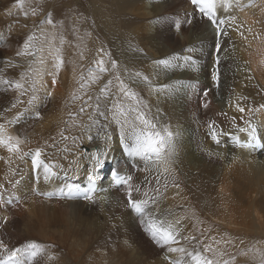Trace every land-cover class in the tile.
<instances>
[{
	"label": "bare ground",
	"instance_id": "1",
	"mask_svg": "<svg viewBox=\"0 0 264 264\" xmlns=\"http://www.w3.org/2000/svg\"><path fill=\"white\" fill-rule=\"evenodd\" d=\"M217 4L222 9L219 16L228 21L219 36L215 26L194 11L190 0H92L96 26L112 42L106 47L98 34L93 44L96 61L103 59L109 75L113 74L112 79L107 77L112 81L106 92L110 101L108 104L95 102L84 120L77 118L74 125L83 128L85 120L93 117L99 121L95 125L89 123L94 133L107 137L91 141L75 137L70 149L60 154L49 156L42 152L41 158L53 166L47 179L42 168L36 169V175L31 173V156L20 159L0 147V184L6 186L5 191L0 190V240L9 249L39 244L42 249L31 259V264H47V221L58 217L86 229H96L108 221L113 224L101 238L100 245L110 247L109 251L124 247L134 258L129 257L130 260L139 264H170V260L177 259L184 264L183 257L192 264L191 257L169 253L167 249L169 246L183 247L189 252L188 243L186 245L183 239L194 231L196 220L218 226L238 224V221L243 226H254L251 217L257 216V208L264 212V146L259 151L252 146L235 147L228 144L223 132L235 131L240 137L241 127L243 133L257 128L264 145V0H217ZM250 4L253 6L249 7ZM14 5V0H0V9L8 8L9 11ZM231 17H235L234 22ZM216 36L215 45L219 43V50L217 46L212 48ZM10 40H0V80L11 81L13 85L19 80L15 67L20 65L13 61L14 67L11 63L7 65L4 59L13 60L19 38ZM191 55L195 62H190ZM113 60L117 63L116 69L111 68ZM161 60H170V65L159 64ZM193 63L196 64L195 71L191 69ZM210 64L215 66L214 72L208 71ZM214 73L218 75V81L212 79ZM54 74L55 77L57 73ZM117 75L137 94L140 106L149 118L159 128L166 127L172 132L173 150L166 157V164L127 154L121 143L120 126L108 111L118 100L125 106L131 103L119 92V82L113 80ZM98 77L103 81V74ZM45 78L43 76L44 81L38 79L47 84L41 83L44 87L35 92L36 99L31 104L28 101L32 92L21 95L24 90L0 83V124L4 126L0 132L24 140L21 145L24 152L35 151L34 142L29 139L34 123L32 110L44 108L47 100L54 96L53 78L49 75ZM106 84L103 82L95 92L102 94L101 89ZM46 93L51 94L47 99ZM13 104L16 106L12 107ZM97 104L107 119L98 116ZM237 105L245 108V112L237 111ZM57 113L50 118L47 115V124L59 115ZM213 132L219 143L212 138ZM82 143L88 147L101 144L103 152L99 148V151H82L79 148ZM94 153L102 160L101 168L132 176L131 183L139 187L138 192L134 187L132 196L136 200L149 201L143 214L137 217L126 207V186L113 187L110 180L104 181L107 191L93 197L95 202L45 199L32 192L34 189L39 193L64 192L70 186L82 184L89 171H97ZM132 163L134 166H130ZM152 190V197L144 195ZM220 194L234 198L228 201L234 213L213 212V202ZM6 197L12 199L11 204L6 202ZM17 197L19 202L15 201ZM244 200L246 205H243ZM200 211L205 216H195ZM4 217L8 218L6 222ZM153 222L164 228L171 226L178 243L158 245L148 230Z\"/></svg>",
	"mask_w": 264,
	"mask_h": 264
},
{
	"label": "rangeland",
	"instance_id": "2",
	"mask_svg": "<svg viewBox=\"0 0 264 264\" xmlns=\"http://www.w3.org/2000/svg\"><path fill=\"white\" fill-rule=\"evenodd\" d=\"M14 3L15 5L12 10L8 11V8L0 9V40L5 41L7 39L12 40L13 38H19L17 52L22 50L20 48H22L23 42L30 34L35 33L43 40L40 33V22L46 20L48 14H50L53 24L49 25L44 23L42 27L45 33L55 36L54 47L60 48V55L63 59V65L57 72L53 66L54 60L48 55L47 46H45L43 54L45 58V73H43L46 76L43 74L42 78L37 79L43 80V76L45 78L48 77V75L49 78H54L55 72L58 76L57 74L55 76L56 83L53 89V98L47 100V105L45 107L43 106L44 108L32 110L33 115H31V119L34 123H32V127L30 128V142H34L35 149L40 148L44 154L53 156L54 154H60L70 149L75 137L79 139L82 137L89 140L88 136L91 135L93 137L92 140L95 138L106 139V134L94 133L92 130L89 123L95 120L93 117H91L90 120H85L86 124L83 128L74 125L77 123V118L84 120L90 112V107L93 109V104L95 102L100 101L108 104L110 101L106 92L102 94L95 92L97 87H102L103 82L107 83L109 81L107 77L110 71L97 73V75L103 74V81L97 79L93 83L89 78V69L94 70L96 67L95 50L93 47L94 38L100 34L103 40L102 42L106 47L112 45L108 35L107 38L103 36L101 34V29L96 26L92 0H23L22 3L21 0H14ZM33 9H35L36 15H32ZM25 13H27V16H25ZM4 29L5 31H3ZM97 31L99 33H97ZM61 38H63V44H61ZM217 41L218 36L214 38L212 48L217 46V44L215 45ZM16 51L14 52L13 60L6 57V59H4L5 63L8 65V63L10 64L13 61L14 64L20 65V67L15 65L17 66L15 67V71L19 75V80L17 82L20 81V83L24 84V88L27 91L32 92L31 87H29L31 86L32 79L28 78L31 77L30 75H32V73H29L27 70L26 72L25 69L28 68L29 70L30 67L35 69V67L38 68L39 65L37 66L33 63L32 56H17ZM189 60L190 62H195L193 55L189 57ZM14 64L11 66L14 67ZM105 67L109 69L108 65H105ZM45 68H47V70ZM64 69L70 73L68 72V75H66ZM191 69L192 71L196 70L195 63L191 65ZM52 70L54 71L53 77L52 74H49L53 72ZM208 71L214 72L215 66L210 64L208 66ZM22 74L26 75H24L25 79L23 78L26 82L21 79ZM60 76L63 77L61 78ZM82 76L84 77L83 80L81 79ZM109 77H113V74L109 75ZM114 78L113 80H116V77ZM42 80H39V85L37 84L36 86V88L38 87L37 90L47 84H45L46 81L42 83L44 81ZM59 80H61V82ZM41 83L44 86H42ZM13 88L15 89L14 86ZM47 95H49V93H46V99ZM100 98L102 99L100 100ZM81 108H83L84 111H81ZM56 112H58L57 114L59 115L53 117L47 124V115L50 118L54 116ZM241 128L244 129L243 127ZM52 130H54V132ZM51 133L53 134L50 135ZM61 133H63V136H66L67 139H64ZM251 133V131L249 133H242V135L240 133V138L242 139L243 136L246 140L251 142ZM33 134H35V136H33ZM84 144L82 143L79 145L82 151H99L101 149L103 152L104 147H102L101 144L100 146L97 145L99 144L98 142L92 147H88ZM228 144H230L229 141ZM217 145L220 146L219 144ZM247 148H251V146ZM123 152L125 151L123 150ZM130 166H134V164L132 163ZM94 172L97 173V171ZM117 173L119 172L117 171ZM119 175L123 176L121 173H119ZM119 186L120 185H118V187ZM78 199L83 198L74 200ZM230 199L234 200V198L232 196L230 198L228 194H220L213 202V212L222 211L224 214L234 213L228 205ZM9 200L12 199H7L6 202L11 204L12 202L9 203ZM183 203L186 204L184 201ZM243 205H246L245 200L243 201ZM257 212V216L253 214L251 217L254 226H251V224L243 226L239 221L238 224H223L218 226L206 221L199 222L196 220L195 222L197 224L194 223L195 226L192 228L195 233L191 231L188 235L191 237L187 238L188 241L186 237L183 241L188 243V245L187 243L186 245L187 247L189 246V252L193 253V255L199 253L202 258L219 261V264H224V261H228V264H261V260L264 259V212H261L259 207L257 208ZM197 215L199 217L205 216L201 211L195 214V216ZM102 218L99 220L102 221ZM87 220L90 221V219ZM87 220H85V222H87ZM211 221L215 222L213 220ZM107 222H102L96 229H86L82 225L74 224L71 221L68 222L58 217L47 221V264H139L136 261L130 260L129 257L131 256L127 254L124 247L109 251L110 247L100 245L101 238L105 236L110 230V226L113 224L112 222ZM183 260L184 264H189V261L184 257ZM193 262V260H190V263L194 264L195 262Z\"/></svg>",
	"mask_w": 264,
	"mask_h": 264
},
{
	"label": "snow or ice",
	"instance_id": "3",
	"mask_svg": "<svg viewBox=\"0 0 264 264\" xmlns=\"http://www.w3.org/2000/svg\"><path fill=\"white\" fill-rule=\"evenodd\" d=\"M23 0H21V3ZM190 3L194 6V11H198L203 16L207 17V19L211 22L213 26L216 28V33L219 36L222 31V26L228 21L223 19H218L216 15L217 8V0H190ZM249 7L253 5H248ZM32 15H36L35 9L32 10ZM27 16V13H25ZM231 21H235V17H231ZM191 23V21H188ZM47 23L49 25L53 24L50 14L46 20H42L40 22V33L43 37H38L35 33L27 36L26 40L23 42L22 50L17 52V56L28 55L33 57V63L39 65L38 68H29V73H32L31 79V91L33 96L30 98L28 103H33L36 99L35 92L37 91L36 84L39 82L37 78H42L44 72L45 58L44 51L45 46H47L48 55L51 56L54 60V68L58 72L61 66L63 65V59L60 55V48L54 47L55 36L49 35L45 33L42 25ZM179 27V23L177 24ZM226 35L227 33L224 32ZM241 35H243L241 33ZM63 38H61V44H63ZM217 50H219V43H217ZM174 59V58H173ZM159 64L170 65V60H161L158 61ZM95 69H89V78L94 83L99 77L97 73L107 72L108 69L105 67V62L103 59L97 60L95 62ZM111 68L116 69L117 63L116 61H111ZM51 74V73H49ZM25 74H22L21 79L24 78ZM136 75H140L137 73ZM83 80L84 77L82 76ZM146 79V78H145ZM212 79L214 81H218V75L216 73L213 74ZM116 80L119 82V92L122 94V97L130 101L127 106L121 103L119 100L112 104L111 108L108 111L111 113L112 119L115 123L120 126V139L123 144L127 154L133 158H140L144 161H151L157 164H166V157L170 156L173 150L172 145V132L169 131L166 127L159 128L157 124L153 121V119L149 118L148 114L142 109L141 101L138 98L137 94L131 91L128 86L124 83L123 80L120 79V76H116ZM0 83L12 85L11 81L8 80H0ZM56 80L55 77L52 79V84L55 85ZM112 84V81L109 80L104 88L101 89V92H107ZM17 90H24L21 92V95L25 94L27 91L24 88V84L20 82H16L14 85ZM83 87V85H82ZM50 95V93H49ZM207 93H205V96ZM90 99V98H89ZM16 105L13 104L12 107ZM207 107V104L204 105ZM264 107V106H262ZM100 105H96V109L98 112V116L104 117L107 119L105 112L99 111ZM84 111L83 108L80 109ZM237 111L240 113L245 112V108L237 105ZM251 111V110H250ZM226 115V114H225ZM91 119V117H90ZM233 124H235V117L232 118ZM99 123L98 120H93V125ZM211 127V125H210ZM4 126L0 124V130H2ZM64 139H67L66 136H63ZM212 138L216 139V133H212ZM88 139L91 141L93 137L91 135L88 136ZM25 141L19 138L18 136H11L0 132V147H4L8 153L17 155L18 158L23 159L25 156H31V163L34 169H43L45 174V179L49 177V174L52 173V165L46 163L44 159H42V150L40 148L35 149L34 152H24L22 151L21 145L24 144ZM219 143V141H217ZM96 167H98L102 160L99 155H96ZM2 159V157H0ZM164 171L167 172L168 168L165 167ZM114 183L117 185H123L127 188V196H128V204L129 206L135 210L136 213L143 214L145 211V207L148 205L149 201L147 199L136 200L132 197V192L135 187V191H139L138 186H134L131 175L121 176L119 174H115L113 176ZM159 177H157V181ZM88 188L83 194V199L95 202L93 199L96 188L97 176L94 174V169L89 171L87 175ZM4 185L0 184V189H3ZM99 191H107V189H99ZM41 195H46L51 197L55 195V193H38ZM61 195H66L67 198H74V189L70 186L68 192L65 194L61 191ZM147 196V192L144 193ZM9 203L12 201L9 200ZM7 217H4V221H7ZM143 223V221H141ZM152 238L158 245H172L177 244L178 241L173 231L171 230V226L168 228H157L155 223L153 222L152 227L150 228ZM41 251V246L36 243H29L23 247L9 249L8 246L0 240V264H31V259L36 257L38 252ZM167 251L169 253H180L184 256L191 257L195 264H219V261H215L212 259L202 258L199 253L193 255L191 252H187L183 247H171L169 246ZM170 264H182L181 260H170ZM224 264H228V261H224ZM261 264H264V259L261 260Z\"/></svg>",
	"mask_w": 264,
	"mask_h": 264
}]
</instances>
